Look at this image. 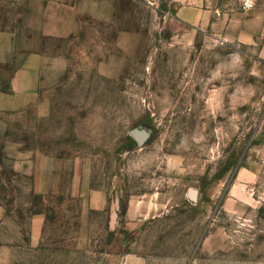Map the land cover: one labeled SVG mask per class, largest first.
Here are the masks:
<instances>
[{
	"label": "rangeland",
	"instance_id": "1",
	"mask_svg": "<svg viewBox=\"0 0 264 264\" xmlns=\"http://www.w3.org/2000/svg\"><path fill=\"white\" fill-rule=\"evenodd\" d=\"M110 2L107 19L54 39L29 26L34 2L0 0L16 34L0 91L25 52L47 56L40 106L0 112V264H264L257 49L211 38L168 0Z\"/></svg>",
	"mask_w": 264,
	"mask_h": 264
},
{
	"label": "crops",
	"instance_id": "2",
	"mask_svg": "<svg viewBox=\"0 0 264 264\" xmlns=\"http://www.w3.org/2000/svg\"><path fill=\"white\" fill-rule=\"evenodd\" d=\"M34 2L33 14L29 26L43 36L64 39L78 32L83 15L97 19H107L112 15L114 4L111 0H31ZM177 7L194 9L192 20L196 29L209 33L215 40L227 44H237L256 48L255 52L264 61V0H259L256 7L243 11L237 2L226 3L224 0H168ZM40 44L25 52L19 65L12 70L8 87L0 91V112L18 113L27 109L38 108L43 101V89L46 87V53ZM16 51L14 30L0 27V64H7ZM35 174V193L45 190L46 169ZM21 170V169H16ZM32 173V171H30ZM73 191L81 190L79 184L72 186ZM92 207L104 205V199L96 200L98 191L87 190ZM1 215L5 208L0 206ZM41 214L33 219L40 221ZM139 258L128 256L126 264L139 263Z\"/></svg>",
	"mask_w": 264,
	"mask_h": 264
},
{
	"label": "water",
	"instance_id": "3",
	"mask_svg": "<svg viewBox=\"0 0 264 264\" xmlns=\"http://www.w3.org/2000/svg\"><path fill=\"white\" fill-rule=\"evenodd\" d=\"M132 133L134 137L137 139V141H139L140 143L143 142L145 136L143 135L142 132L134 130ZM188 196L193 200H197L198 190L196 188H190L188 191Z\"/></svg>",
	"mask_w": 264,
	"mask_h": 264
},
{
	"label": "built area",
	"instance_id": "4",
	"mask_svg": "<svg viewBox=\"0 0 264 264\" xmlns=\"http://www.w3.org/2000/svg\"><path fill=\"white\" fill-rule=\"evenodd\" d=\"M259 0H238V3L243 11H249L256 7Z\"/></svg>",
	"mask_w": 264,
	"mask_h": 264
}]
</instances>
